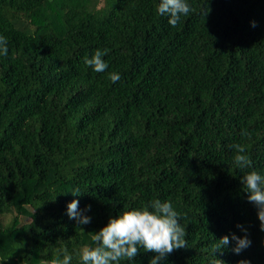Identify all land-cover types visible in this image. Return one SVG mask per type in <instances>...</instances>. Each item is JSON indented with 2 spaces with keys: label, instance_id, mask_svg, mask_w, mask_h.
Wrapping results in <instances>:
<instances>
[{
  "label": "trees",
  "instance_id": "obj_1",
  "mask_svg": "<svg viewBox=\"0 0 264 264\" xmlns=\"http://www.w3.org/2000/svg\"><path fill=\"white\" fill-rule=\"evenodd\" d=\"M159 2L0 0V264H52L61 249L80 264L93 232L153 199L186 228L187 248L158 264H264L242 185L264 175V0H187L175 27ZM97 49L104 72L85 64ZM237 143L252 168L235 166ZM73 199L90 223L69 218ZM238 224L250 247L214 254Z\"/></svg>",
  "mask_w": 264,
  "mask_h": 264
},
{
  "label": "clouds",
  "instance_id": "obj_2",
  "mask_svg": "<svg viewBox=\"0 0 264 264\" xmlns=\"http://www.w3.org/2000/svg\"><path fill=\"white\" fill-rule=\"evenodd\" d=\"M157 11L160 15L169 17L168 23L175 27L181 16H187L192 11L187 0H160ZM255 27V22H252ZM107 50L97 49L93 55L85 58V64L96 72H104L108 64L103 59ZM0 55L7 56V38L0 35ZM109 79L115 83L120 80L119 73L112 72ZM242 135H250L247 130ZM234 164L240 169L252 168V162L246 154L242 144H234ZM242 185L248 193L249 202L257 207V216L260 228L264 230V175L256 170L247 172L242 177ZM79 192L73 195H79ZM91 205H86L89 211ZM67 215L75 219L78 225L88 224L91 218L79 208V201L73 199L67 204ZM245 234L238 236L236 233L222 236L218 243L213 245V253L222 252L231 242H235L232 251L239 254L250 247L251 240L247 230L242 225H237ZM186 228L180 223L179 214L174 210L170 201L153 199L142 208L123 210L115 218L110 217L106 225L91 236L92 245H86L76 252L80 264H120L124 260H134L142 248L145 252L155 253L149 264H158V261L171 254L174 250L187 248L185 239ZM62 259H56L52 264H71L73 255L67 249H61ZM219 258L213 264H222ZM239 264H250L240 261Z\"/></svg>",
  "mask_w": 264,
  "mask_h": 264
}]
</instances>
